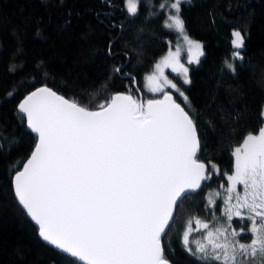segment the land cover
<instances>
[{
    "label": "trees",
    "instance_id": "obj_1",
    "mask_svg": "<svg viewBox=\"0 0 264 264\" xmlns=\"http://www.w3.org/2000/svg\"><path fill=\"white\" fill-rule=\"evenodd\" d=\"M169 1L140 0L132 16L126 0H0V264H83L46 244L16 199L13 177L36 142L18 103L40 86L88 110L116 93L154 97L143 78L179 37L164 25L160 5ZM180 15L204 55L189 68L190 84L172 76L187 100L166 91L196 125L198 160L219 171L210 168L212 179L178 202L162 243L172 264H205L185 250L182 227L187 218L226 219L220 204L234 171L233 149L264 126V0H185ZM233 30L245 36L244 48L232 46ZM236 51L242 60L233 58Z\"/></svg>",
    "mask_w": 264,
    "mask_h": 264
},
{
    "label": "snow or ice",
    "instance_id": "obj_2",
    "mask_svg": "<svg viewBox=\"0 0 264 264\" xmlns=\"http://www.w3.org/2000/svg\"><path fill=\"white\" fill-rule=\"evenodd\" d=\"M181 4L173 0L175 14L166 26L184 34L188 63H199L203 45L186 34ZM126 9L136 16L140 0H126ZM232 35V46L244 48L245 36ZM180 54V48L169 51L147 77L149 90L163 93L162 99L144 102L115 94L98 110H88L40 87L18 105L38 143L14 177V193L45 242L83 264H170L162 237L178 202L212 179L210 168L219 171L198 160L196 125L166 91L176 89L187 100L165 75L170 68L191 83ZM233 58L243 59L239 51ZM226 67L235 71L231 63ZM234 158L223 209L229 226L210 229L196 220L195 230L204 229L205 235L193 250L189 223L182 243L205 264H264V128L248 134ZM210 203L215 205V199ZM233 217L251 222L250 243L240 242L245 229H231Z\"/></svg>",
    "mask_w": 264,
    "mask_h": 264
},
{
    "label": "rangeland",
    "instance_id": "obj_3",
    "mask_svg": "<svg viewBox=\"0 0 264 264\" xmlns=\"http://www.w3.org/2000/svg\"><path fill=\"white\" fill-rule=\"evenodd\" d=\"M182 1H185V0H182ZM172 2H173V0H171V1L167 2V3H162V4L164 5L163 10H164L165 15H166V16H165V19H164V25H165V26H166V23H167V21H168V17L171 16V15H173V14H175V10L170 8V5H171ZM160 8H161V7H160ZM166 27H167V26H166ZM173 30H175V29H173ZM175 31H176V30H175ZM235 31H238V30H233L232 33L235 32ZM177 32H178V31H177ZM178 35H179V37H178V39H177V42H175V43L173 44V46L168 50V52H169V51H173V52H175V50H176L177 48H180V51H181V54H180V63L184 64L185 67H187V68L189 69L191 65L196 64V63H191V64L188 63V60H189L190 54H189V52H188V46H187V43H186V41H184V39H183V34H182V33L178 32ZM233 38H234V37H233V35H232V39H233ZM192 40H194V39H192ZM194 41L199 42V43L201 44L200 41H197V40H194ZM168 52H167L165 55H163L162 57L158 58V60H157V61L155 62V64L153 65L151 71L148 72V73L144 76V78H143L142 87H143L144 91H146V92H147L148 94H150L151 96H156V95H159V94H161V93H158V92H151V91L149 90L147 77H148L149 75H151V74L155 71V65H156L161 59H163V58L168 54ZM200 57H201V56H200ZM200 57H199V58H200ZM165 75H167L168 78H169V80H171V81H172L173 83H175L176 85H177V82H175V81L173 80L172 76L176 77L177 79H179V80H181V81H184V77H183L182 75H178L177 73H173V72L171 71L170 68H166V69H165ZM177 87H178V85H177ZM169 89H171V88H169ZM166 90H167V89H166ZM171 90H175V91H176V89H171ZM263 128H264V126H263ZM255 134H258V133H255ZM242 143H243V142H241L238 146H236V147L233 149V156H234V151H235V149H236L237 147H240V146L242 145ZM234 161H235V158H234ZM233 172H234V171H233ZM233 172H232L231 174H233ZM231 174H229V175H231ZM228 187H230V182H229V181H228ZM228 187H227V188H228ZM238 190H240V191L242 192V186H238ZM216 193H219V190H217V189H216V190H213V191H212V194H211V196H210V198L216 200V195H215ZM224 196H225V193H224ZM224 196H223V198H222V202H221V204H220V211H221L222 215H224V211H223V209H224V206H225V205H224ZM210 204H211V203H210ZM211 205H212V204H211ZM224 217H225V215H224ZM225 218H226V217H225ZM237 219H238V224H239L238 227H236V226L233 225V221H234V220H237ZM196 220H199V219H190V218H187V219L184 221V225H183V227H182V229H183L182 237H183V234L187 231V228H188L189 223L192 224L193 231H192L191 235L189 236V240H190V244H193V245H194V249H195V247H196V245H195V241H196V240H201V239L203 238V236L205 235V230H204V229H201L200 231H196V230H195V229L197 228V225L195 224V221H196ZM200 221H202V220H200ZM202 222H203V223H206V222H204V221H202ZM207 224L209 225V228H210V229H214V228H216V227H220V226H222V225L225 226V227H228V226H229V225H228L227 218H226L222 223H220V224H218V223H215V224L207 223ZM250 226H251V222H250L247 218H245V219L242 220V219H240L239 217H233V219H232V221H231V229H235L236 231H240L241 228L245 229V231H244L243 233H241V236L239 237L240 242H242V243H250V239H251L252 236H253V234L250 233V232L248 231V228H250Z\"/></svg>",
    "mask_w": 264,
    "mask_h": 264
},
{
    "label": "water",
    "instance_id": "obj_4",
    "mask_svg": "<svg viewBox=\"0 0 264 264\" xmlns=\"http://www.w3.org/2000/svg\"><path fill=\"white\" fill-rule=\"evenodd\" d=\"M136 86V85H135ZM40 87H47V86H40ZM40 87H38V88H40ZM38 88H36V89H38ZM49 88V87H48ZM36 89H34V90H36ZM51 89V88H50ZM34 90H32V91H34ZM53 90V89H52ZM31 91V92H32ZM54 91V90H53ZM31 92H29L28 94H30ZM56 92V91H55ZM167 92H169V94H171L172 96H173V99H174V94L171 92V91H167ZM57 93V92H56ZM27 94V95H28ZM58 95H61V94H59V93H57ZM116 94H125V93H116ZM27 95H25L22 99H21V101L18 103V105L23 101V99L27 96ZM115 95V94H114ZM113 95V96H114ZM125 95H128V94H125ZM62 96V95H61ZM64 97V96H63ZM162 97H163V93L162 94H160L159 96H154V97H151V98H148L147 100H149V99H162ZM66 98V97H65ZM138 98H139V100H141V101H144V102H146L147 100H144V97H143V95H142V93L138 90ZM66 99H68V98H66ZM69 101H71L70 99H68ZM175 100V99H174ZM176 101V100H175ZM71 102H73V101H71ZM176 103H179L178 101H176ZM180 104V103H179ZM78 105V104H77ZM181 105V104H180ZM79 106V105H78ZM181 107H182V105H181ZM96 110H98V109H96ZM21 115L24 117V119H25V122H26V116L23 114V113H21ZM26 127H27V129L31 132V133H33L35 136H36V142H35V145L38 143V137H37V134L36 133H34V132H32L31 131V129L27 126V122H26ZM35 145H34V147H35ZM34 147H33V150H34ZM33 150H32V152H33ZM32 152L30 153V155H29V157L26 159V161L24 162V164H23V166H22V168L19 170V171H22L23 170V167L26 165V163H27V161L30 159V157H31V154H32ZM200 162H202V161H200ZM204 163V162H203ZM18 171V172H19ZM17 174V173H16ZM15 174V175H16ZM15 175H14V177H15ZM14 177H13V189H14ZM205 182V181H204ZM204 182H202V184H201V187H202V185H203V183ZM201 189V188H200ZM200 189H198V190H196L195 192H197V191H199ZM195 192H192V193H195ZM16 196V195H15ZM16 199H17V197H16ZM17 201H18V199H17ZM21 206V205H20ZM23 209V208H22ZM24 210V209H23ZM175 211V210H174ZM24 212H25V210H24ZM25 214H26V212H25ZM27 215V214H26ZM27 217L30 219V217L27 215ZM173 217H174V212H173ZM30 221L35 225V223L30 219ZM171 222L172 221H170L169 223L171 224ZM36 226V225H35ZM37 227V226H36ZM37 229H38V227H37ZM43 240V239H42ZM44 241V240H43ZM45 242V241H44ZM46 244H48L47 242H45ZM48 245H50V244H48ZM51 247H53V248H55L54 246H52V245H50ZM56 249V248H55ZM57 251H59V252H61V253H63L61 250H59V249H56ZM65 254V253H64ZM66 255H68V256H70V254H66ZM71 257V256H70ZM73 258V257H72ZM74 259H76V258H74ZM77 260V259H76ZM78 261V260H77ZM81 263H83V262H81ZM170 264H172L171 262H170Z\"/></svg>",
    "mask_w": 264,
    "mask_h": 264
}]
</instances>
